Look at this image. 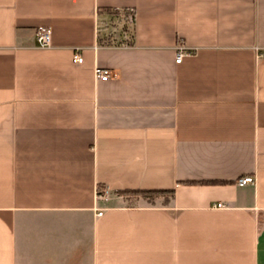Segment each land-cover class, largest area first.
<instances>
[{
	"label": "crops",
	"instance_id": "obj_1",
	"mask_svg": "<svg viewBox=\"0 0 264 264\" xmlns=\"http://www.w3.org/2000/svg\"><path fill=\"white\" fill-rule=\"evenodd\" d=\"M0 264H264V0H0Z\"/></svg>",
	"mask_w": 264,
	"mask_h": 264
},
{
	"label": "built area",
	"instance_id": "obj_2",
	"mask_svg": "<svg viewBox=\"0 0 264 264\" xmlns=\"http://www.w3.org/2000/svg\"><path fill=\"white\" fill-rule=\"evenodd\" d=\"M126 12L124 13L125 20L130 23L134 24L135 22V10L132 7H129L125 9ZM37 40L39 45L41 46H50L52 44V29L49 26H42L38 29L37 31ZM128 44V43H127ZM185 52H191V50L186 49V48H181L180 51L178 52V57L176 59L177 62H180L182 60V56ZM84 59V56L82 52L80 51L79 48L76 49L74 55H73V60L76 63L82 62ZM95 74L98 79L102 80H107L112 76H116L114 73V70L109 68V67H104V66H96L95 68ZM255 177L253 175H246V176H241L237 179V183L239 185H245L248 183H253L255 182ZM109 192L108 188H105L102 191V195L107 197ZM218 207H223L225 204L223 202H218L217 203ZM101 214V213H100Z\"/></svg>",
	"mask_w": 264,
	"mask_h": 264
},
{
	"label": "trees",
	"instance_id": "obj_3",
	"mask_svg": "<svg viewBox=\"0 0 264 264\" xmlns=\"http://www.w3.org/2000/svg\"><path fill=\"white\" fill-rule=\"evenodd\" d=\"M105 12L116 14L119 10L114 8H104ZM126 10H124V13ZM133 36V34H132ZM121 194L134 195V196H145V197H155L163 194L173 193L172 189L167 188H131L119 190Z\"/></svg>",
	"mask_w": 264,
	"mask_h": 264
},
{
	"label": "rangeland",
	"instance_id": "obj_4",
	"mask_svg": "<svg viewBox=\"0 0 264 264\" xmlns=\"http://www.w3.org/2000/svg\"><path fill=\"white\" fill-rule=\"evenodd\" d=\"M125 21H126L125 17H123V19H122V18H119L118 16L114 15L107 22L109 24L108 29L112 30L113 33H119L120 30L126 29L125 27H127V25H126ZM129 25H130V27L128 28V31H132L133 30L132 24L129 23ZM105 27H107V26H105Z\"/></svg>",
	"mask_w": 264,
	"mask_h": 264
}]
</instances>
